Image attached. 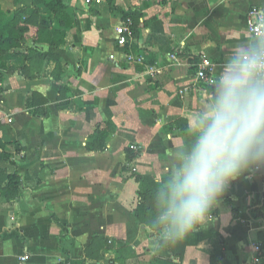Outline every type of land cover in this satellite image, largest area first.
Here are the masks:
<instances>
[{"label":"crops","instance_id":"obj_1","mask_svg":"<svg viewBox=\"0 0 264 264\" xmlns=\"http://www.w3.org/2000/svg\"><path fill=\"white\" fill-rule=\"evenodd\" d=\"M22 1L17 7L32 3ZM81 3L65 4L72 25L64 45L28 40L20 50L57 53L59 81L46 61L37 79L14 72L0 82V188L7 189L13 176L18 183L10 203H0V264H116L118 244L108 250L102 238L134 250L125 264L156 258L210 264L212 247L205 240L154 248L151 222L134 217V175L157 183L167 178L170 153L187 139L228 49L251 33L250 9L264 17V0H113L114 11L105 0ZM118 10L130 16L122 19ZM126 19L131 37L118 48L116 28ZM203 58L212 64L209 83L196 78ZM98 129L107 133L105 150L88 151ZM126 150L136 155L130 163ZM262 171L233 181L212 219L193 231L221 236L217 264H256V246L264 252L262 219L247 215L264 198Z\"/></svg>","mask_w":264,"mask_h":264},{"label":"clouds","instance_id":"obj_2","mask_svg":"<svg viewBox=\"0 0 264 264\" xmlns=\"http://www.w3.org/2000/svg\"><path fill=\"white\" fill-rule=\"evenodd\" d=\"M264 169V29L242 36L192 115L187 139L170 153L153 193L155 249L205 226L225 190Z\"/></svg>","mask_w":264,"mask_h":264},{"label":"trees","instance_id":"obj_3","mask_svg":"<svg viewBox=\"0 0 264 264\" xmlns=\"http://www.w3.org/2000/svg\"><path fill=\"white\" fill-rule=\"evenodd\" d=\"M16 1L21 2V0ZM32 1V4H35L37 1H42L45 8L54 12L57 16L59 15L63 28H53L44 21L40 23L37 22L36 18L38 16V11L31 5L21 6L14 10V12L8 13L2 9L0 4V82L2 81L4 73L12 74L14 72L20 73L28 80L37 79L42 74L46 61H51L54 64L51 72L52 79L54 81H59L61 79L63 65L61 57L57 53L53 51L44 52L38 50L37 47L29 48L26 52H20V50L24 48L28 40H31L34 46L47 45L51 48H58L64 45L66 30L72 25V18L68 7L65 6L62 0ZM105 2L111 7V10L114 11L113 0H105ZM118 11L121 13L122 19L130 16V14L122 10ZM107 127L110 132L115 131V126L111 122L107 123ZM106 134V131L96 130L90 137L94 141L92 144L88 145L87 150L103 152L105 150L104 138ZM135 157L136 155L134 153L130 150H126V162H132ZM134 179L138 184V202L133 211L134 217L143 223L151 222L154 215L153 193L156 190L157 182L135 175ZM17 187L18 183L16 182L15 176H13L11 177V183L7 189L0 188V203H10L16 195ZM247 215L254 220H263L264 198L253 204V207L248 210ZM100 240L105 243L108 250H110L114 244H118V249L116 250L117 257L113 260V263L125 264L127 260L136 256L134 250L129 246L110 239L102 238ZM204 240L212 247L210 264H217V259L223 256V239L214 231L191 232L176 244L194 247ZM67 264H83V261H69ZM153 264L175 263L156 258Z\"/></svg>","mask_w":264,"mask_h":264},{"label":"built area","instance_id":"obj_4","mask_svg":"<svg viewBox=\"0 0 264 264\" xmlns=\"http://www.w3.org/2000/svg\"><path fill=\"white\" fill-rule=\"evenodd\" d=\"M95 1L99 3L100 0H86L88 4ZM247 23L251 33H259L262 29H264V17L263 12L258 8H252L248 12ZM132 21L131 19H126L120 23V25L116 28V38L115 42L118 48H124L130 37H131V28ZM212 75V64L207 58H203L197 65L196 78L199 81L209 83L211 81ZM262 177V186L264 188V170L261 173ZM262 230L264 232V216L262 220ZM257 256L254 259L256 264L261 263V260L264 258V252L262 251L261 246H256ZM22 261H25V257L21 258Z\"/></svg>","mask_w":264,"mask_h":264},{"label":"rangeland","instance_id":"obj_5","mask_svg":"<svg viewBox=\"0 0 264 264\" xmlns=\"http://www.w3.org/2000/svg\"><path fill=\"white\" fill-rule=\"evenodd\" d=\"M62 1L65 2L64 4H67V5L71 4V0H62ZM0 4H1L2 9L5 12L12 13V12H14V10L23 6V5H21L20 7H17L18 5L23 4V1L17 2L16 0H0ZM75 5L80 6V7L83 6L81 3V0H75ZM31 6L34 7L38 11V16L36 18L37 22L40 23L41 21H44L53 28L58 27V26H62V21L60 20L59 15L57 16L54 12H51L49 9L45 8L43 6L42 1H37V2H35V4L31 3ZM109 43H110V41L106 40V45H109ZM129 172H130V170H129ZM129 172H127V173H129ZM131 173H134V171L132 170Z\"/></svg>","mask_w":264,"mask_h":264}]
</instances>
